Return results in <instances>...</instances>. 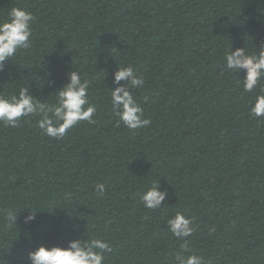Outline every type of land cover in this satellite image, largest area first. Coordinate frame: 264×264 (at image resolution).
<instances>
[{"label": "trees", "instance_id": "trees-1", "mask_svg": "<svg viewBox=\"0 0 264 264\" xmlns=\"http://www.w3.org/2000/svg\"><path fill=\"white\" fill-rule=\"evenodd\" d=\"M12 8L35 17L32 44L3 62L0 96L27 89L51 114L78 71L97 111L61 140L37 127L43 113L0 123V261L94 237L113 247L105 264H179L185 243L205 264H264V117L249 115L245 70L224 61L264 50V0H0V21ZM127 66L142 88L115 82ZM122 86L149 126L118 124ZM157 182L166 196L151 211L140 194ZM177 212L193 218L185 240L168 231Z\"/></svg>", "mask_w": 264, "mask_h": 264}, {"label": "clouds", "instance_id": "clouds-1", "mask_svg": "<svg viewBox=\"0 0 264 264\" xmlns=\"http://www.w3.org/2000/svg\"><path fill=\"white\" fill-rule=\"evenodd\" d=\"M35 17L29 11L21 8H12L8 19L0 21V70L3 62L16 54L17 49H28L31 47ZM226 70L237 72L245 70L242 79L245 92H252L256 89L254 103L250 107L249 115L252 118L264 117V50L258 56L248 55L243 48L224 55ZM70 83L58 93L57 106H51L49 114L48 105L34 102L28 95L27 89H21L18 96L13 95L10 99L0 96V123L15 128L24 117L34 116L43 113L36 121L37 127L42 134L55 140L65 137L69 129L78 123L86 121L89 124L95 123L96 105L89 103V83L81 82V75L78 71L70 74ZM129 80L131 86L140 89L144 86V78L138 76L133 67H119L115 73V82L119 83ZM87 105V107H85ZM111 106L115 116L118 117V124H123L129 130H136L149 126L152 121L144 118V110L136 97L125 87H117L111 92ZM103 184L96 185L99 196L105 193ZM166 193L158 191V182L153 183L147 190L140 194L143 206L151 211L161 208ZM34 215L27 218L31 220ZM16 219L12 212L4 216L7 224ZM170 226L168 231L179 240H185L191 236L193 218L184 213L177 212L171 219L167 220ZM212 232L215 229H211ZM182 253L188 252L187 244L181 245ZM113 252L112 245L103 239L90 238L87 242L73 241L69 247L45 248L39 247L36 251L29 253L31 264H105L106 255ZM182 253H177L175 260L179 264H205L203 256L195 254L186 258ZM0 264H3L0 261Z\"/></svg>", "mask_w": 264, "mask_h": 264}]
</instances>
